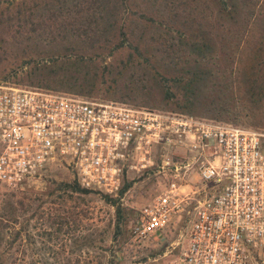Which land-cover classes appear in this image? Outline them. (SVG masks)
<instances>
[{
	"label": "trees",
	"instance_id": "trees-1",
	"mask_svg": "<svg viewBox=\"0 0 264 264\" xmlns=\"http://www.w3.org/2000/svg\"><path fill=\"white\" fill-rule=\"evenodd\" d=\"M10 79L90 97L103 85L135 108L150 104L153 82L172 113L264 130V0H0V83ZM51 183L40 197L1 199L0 264H82L89 254L93 236L75 210L56 209L39 235L28 230L45 205L94 193L75 178ZM131 186L123 178L116 197L103 195L113 241L130 235L119 200ZM36 238L59 246L37 248Z\"/></svg>",
	"mask_w": 264,
	"mask_h": 264
},
{
	"label": "built area",
	"instance_id": "built-area-1",
	"mask_svg": "<svg viewBox=\"0 0 264 264\" xmlns=\"http://www.w3.org/2000/svg\"><path fill=\"white\" fill-rule=\"evenodd\" d=\"M188 148L208 196L194 207L185 247L170 264H250L264 252V132L179 113L96 102L0 84V186L22 192L59 168L85 189L116 194L125 174L147 168L151 151ZM143 206L130 228L135 243L158 241L191 195L179 170ZM172 171V169H170Z\"/></svg>",
	"mask_w": 264,
	"mask_h": 264
},
{
	"label": "rangeland",
	"instance_id": "rangeland-1",
	"mask_svg": "<svg viewBox=\"0 0 264 264\" xmlns=\"http://www.w3.org/2000/svg\"><path fill=\"white\" fill-rule=\"evenodd\" d=\"M122 55L123 52L120 55L117 54L113 58H107L106 63L112 62L113 60L115 61ZM4 85L15 86L18 88L39 89L27 85H18V83L12 79H10L8 84ZM145 88L151 91L150 104L147 106L148 109L172 112L173 107L171 105H164L165 103L162 99V95L159 90L155 88L153 82L146 83ZM104 90L105 86L99 85L98 90L91 97L90 95H72L64 91L56 92L54 89L48 91L89 101L110 102L111 100L105 96ZM97 92L98 94H96ZM123 104L133 107L130 101ZM162 106L164 108H161ZM204 119L214 121L208 117ZM254 131L264 132V130ZM202 157H205L204 153L200 155L196 151H189L188 148L173 149L170 151H164L161 148H153L150 155L151 164H147V168L129 171L124 176L125 180L132 181V186L119 200V203L122 205L126 213V229L129 231L139 210L151 202L164 187L165 175L174 174V166L170 168L172 171H170V169L163 170L161 168L162 161L167 159L170 165H176L178 167L187 165V168L180 169L179 173L184 177V183L188 186L185 188V191L189 193L193 191L196 194L193 196L191 195L192 198L188 205L167 229L163 240L135 243L131 240L129 235L127 239L123 240L122 238H119L117 241H113L112 233L115 209L104 201L103 195L105 194L95 191H93V194L86 197L84 201H76L73 199L74 203L72 201L67 203L65 208L64 206L45 205L40 210V213H44V217L42 219L32 220L29 224L28 230L32 234L39 235V233H42L43 229L49 228V222H47V219L53 217L56 213V209L57 212H62L63 209H66L67 211L75 210V213L78 214V218L81 220V222L78 223L79 231H81L82 235L90 233L93 236V242L90 245L89 254H83L81 256L83 258H81L82 264H111V261H113V264H170L185 247L186 234L190 228L189 220L194 207L197 206L198 201L202 202L208 196L209 189L198 182L197 173L195 169H193L195 160ZM165 172L166 174L163 175ZM47 179L48 181L46 180L45 183L38 187L27 189V192L32 193L33 196L40 197L41 194H46L52 188L51 182H69L73 179V176L70 170L59 168L56 171L48 173ZM10 193L21 196V192H8L0 186V201ZM109 196L116 197L117 193ZM84 213H86L87 216L83 217ZM58 246L53 241L45 242L36 238L37 248L57 250ZM65 249L68 250L69 247L67 246ZM250 264H264V252L255 253Z\"/></svg>",
	"mask_w": 264,
	"mask_h": 264
}]
</instances>
